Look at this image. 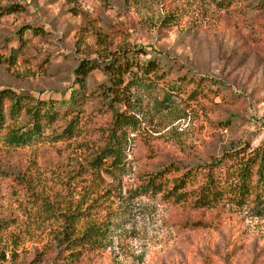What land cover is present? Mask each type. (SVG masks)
<instances>
[{"label":"rangeland","instance_id":"1","mask_svg":"<svg viewBox=\"0 0 264 264\" xmlns=\"http://www.w3.org/2000/svg\"><path fill=\"white\" fill-rule=\"evenodd\" d=\"M133 48L145 52L135 62L153 61L155 70L134 69L128 97L135 109L126 113L138 125L119 181L93 182L85 164L111 121L96 97L108 84L100 70L86 79L91 98L44 129L47 139L6 146L5 103L0 264H264L260 205L257 217L252 204L197 209L135 196L142 180L170 164L191 168L264 146V0H0V56L13 58L0 63V91L67 101L79 90L81 62ZM77 114L75 137L55 143ZM96 186L107 191L91 202L84 194ZM68 218L77 220L75 237L89 221L106 220L105 241L81 252L70 245L68 255L55 243Z\"/></svg>","mask_w":264,"mask_h":264},{"label":"trees","instance_id":"2","mask_svg":"<svg viewBox=\"0 0 264 264\" xmlns=\"http://www.w3.org/2000/svg\"><path fill=\"white\" fill-rule=\"evenodd\" d=\"M17 10L18 8H11L7 13ZM144 53L143 49L133 48L131 51H123L112 57L106 56L101 63L81 62L74 71L75 84L79 90L77 93L72 92L67 101L45 102L11 90H1L0 132L6 123L5 103L9 104L7 109L12 123V127L4 137L5 145L20 147L40 137L47 139V136H42L44 129H47L54 121H58L61 116L74 112L76 107L86 100L85 97L91 98V95L85 91L86 79L92 71L100 70L107 78L108 84L103 85L96 97H100L102 105L111 115V121L104 144L91 150L85 158V164L93 182L103 183L104 177L119 181L125 174L124 150L127 140L138 125L135 116L126 113L127 110L135 109L128 97L131 82L136 74L134 69L137 72L142 71V74L155 70L153 61L140 66L133 59L135 54ZM11 60H13L11 56L7 59L0 56V63ZM126 75H128L127 78H125ZM55 107L60 108L55 110ZM64 107H66L64 112L59 116V111ZM22 116L25 122L19 126ZM78 123V114L76 118L66 121L61 133L55 136V143L73 139L78 133ZM142 181H144L143 184L135 188V196L158 195L176 203L183 201L197 209L213 208L218 203L226 201H230L235 206L252 204L255 216L258 217L260 210L256 209L259 205L264 214V146L250 151L242 148L232 149L206 164L191 168L170 164ZM105 191L107 188L102 190L96 186L86 191L84 196H87L91 202H95L104 195ZM65 222L67 224L64 225L62 232L64 238H55V243L65 246L68 251L71 250L70 245L73 248L79 247L80 252L84 247L98 249V245L105 241L106 220L98 223L94 220L89 221L76 237L74 236L76 230L72 225L76 224L77 220L68 218ZM72 254L73 252L70 251L68 255ZM3 259L4 254H0V260Z\"/></svg>","mask_w":264,"mask_h":264}]
</instances>
